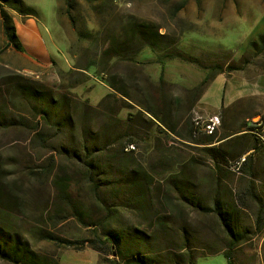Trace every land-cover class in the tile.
<instances>
[{"label":"rangeland","instance_id":"obj_1","mask_svg":"<svg viewBox=\"0 0 264 264\" xmlns=\"http://www.w3.org/2000/svg\"><path fill=\"white\" fill-rule=\"evenodd\" d=\"M115 1L119 8L109 17L108 10L96 15L78 0L73 12L75 21L65 14V0L16 1L22 12L15 13L22 22L27 9L35 11L30 21L43 39L40 58L50 57L53 62L25 73L15 67L20 65L7 60V50L1 48L0 92L5 90L7 78L19 73L66 95L72 103L89 102L91 130L100 129L105 116H109L116 133L122 136L117 142L113 140L104 155L100 154L99 160L113 161V168L106 175L108 181L100 179L99 185L121 181L135 167H142L152 179L147 180L146 188L96 193L81 167L62 156V149L70 147L71 139L73 143L80 141L79 132L73 133L75 137L52 132L50 143L39 146L34 143V133L0 129V190L5 195L0 225L27 240L37 258L54 259L60 264H109L108 259H114L107 255L111 249L101 254L86 241L113 230L127 236L121 247L125 255L136 250L146 252L133 244L128 234L153 233L160 216L174 222L168 239L185 227L196 248L225 250L228 240L213 216L202 214L188 198L183 201L164 192L163 180L183 165L193 179L187 196H195L206 205L216 198L223 207L230 205L239 211L241 229L247 234L233 252L235 264H264V212L259 213L254 197L246 194L248 189L252 191L264 209V154L247 166L248 174H241L236 162L216 169L202 152V145L197 144L230 132L249 116L253 123L260 122L259 132L264 137V49L261 44L250 46L264 34V0ZM6 10L15 17L14 10ZM127 14L158 25L166 36L162 42L179 49L168 63L163 81L154 55L144 65L136 61H102L110 34L118 27L117 17ZM85 28L97 32V41L81 40L79 33ZM39 55L30 60L39 65ZM183 57L196 59L205 67L221 63L226 72L204 86L205 72L198 64L183 61ZM92 64H96L100 76L85 70ZM230 65L232 70H227ZM105 79H114L119 90L110 88ZM18 109V114H27L26 107ZM119 117L133 128L125 130ZM130 141L135 144L128 145ZM61 176L70 185L72 209L59 198L55 181ZM95 224L101 227L90 226ZM45 232L77 244L58 245L45 240ZM0 264L10 263L0 259ZM196 264H228V260L222 253L199 254Z\"/></svg>","mask_w":264,"mask_h":264},{"label":"trees","instance_id":"obj_2","mask_svg":"<svg viewBox=\"0 0 264 264\" xmlns=\"http://www.w3.org/2000/svg\"><path fill=\"white\" fill-rule=\"evenodd\" d=\"M16 1L20 4V0H0V12L7 39L5 49L11 48L23 53L24 49L17 35L14 18L5 9L20 11ZM82 1L96 15H102L103 10H108L110 17L119 8L115 0ZM65 4V14L71 21H75L73 12L77 10L78 0H65ZM25 12L27 16H36L33 9H27ZM116 20H118V27L110 34L111 41L104 51L102 61L109 64H117L121 61H136V64L144 65L154 59V55L156 59L155 63L161 69L160 80L163 81L162 75L166 72L168 63L174 60V56L177 54L176 50L179 49L162 42L166 36L161 34V28L154 23L140 21L136 16L129 14L119 15ZM79 36L82 41L94 38L97 41V32L94 34L90 29L85 28L80 31ZM258 44H261L264 49V34H261L257 41L251 42L250 46L256 47ZM0 50L2 49L0 48ZM177 56L180 57V54ZM183 61L198 64L200 69L205 72L204 86L208 85L218 75L226 72L225 67L221 63L205 67L202 63L199 64L196 59L183 57ZM232 68L233 65H230L227 67V70H232ZM85 70L92 73L95 77L100 76L96 64L90 65ZM101 79L104 80L102 77ZM105 81L108 82L110 88L119 90L117 85H115L114 79H105ZM4 86L5 90H3V93L0 92V129H18L34 133V143L39 146L50 143L52 132H59L60 135H65L67 132L72 137L74 136L73 133L79 132L80 141L76 142L78 144L73 143L74 141L71 139L69 141L70 147L62 149V156L74 161L81 167L85 178L88 182H91L96 193L102 192L101 190L113 193L115 190L124 187H133L135 189L146 188L147 180H151L152 177L142 167L140 169L135 167V169L130 170L129 175L121 181L99 185L100 179L108 181L106 175L111 173L113 168V161L99 160L102 159L100 158V154L104 155L109 145L113 144V140L117 142L122 137L120 133H116L115 123L111 122L109 116H105L107 119L100 129L92 131L88 126L89 114L87 107L90 105L89 102L80 103L73 101L72 103L66 95L58 94L40 82L29 79L19 73H14L11 77L7 78ZM20 106L28 109L27 114H18L16 112ZM149 113L158 119L154 113ZM119 122L122 125L125 123V130L133 128L124 118L119 117ZM160 123L164 124L163 126H167L164 121H160ZM258 124L260 122H252V117H244L230 132L220 137L210 136L209 139L200 141L197 144L202 145V152L207 159L213 162L216 169L221 170V166L236 162V168H238L239 172L241 174H248L247 166L255 161L257 155L264 154L263 133L259 132L260 126ZM170 130H172L171 127ZM134 144V141L128 143V145ZM244 156L245 160L242 161ZM121 167L126 168L127 165L121 164ZM178 167L180 169L176 173L170 174L163 180L162 186L164 192L166 194L177 195L183 201H186L185 198H188L187 200L190 199L189 204L197 207L202 214L213 216L223 229L228 240L225 250L219 251L213 247L210 250L207 248H196L192 245L191 240L193 238L191 233L185 227H181L174 233L171 239H168L174 230V222L161 216L155 220V231L153 233L135 231L134 234H128L131 236L130 240L133 239L132 243L137 244L138 247L141 246L143 250L147 249L148 251L146 252L136 250L125 255L121 247L123 243H126L125 237L127 236L114 230L112 232L108 231L102 236L96 235L86 241L89 243L90 248L101 254H106V250L111 249V253L107 255L114 257V259H108L109 264H196L199 254L218 253H222L227 258L228 264H235L233 252L245 239L247 234L241 229L239 211L230 207V205L223 207L219 199L216 198L212 204L206 205L195 196H187L190 193L193 179L187 173L186 166L179 165ZM55 184L59 190L60 200L64 201L72 209L73 207L70 203V185L66 177H59L55 181ZM242 194L244 195V193ZM246 194L254 197L259 207V213H263V203L260 198L254 196L249 189L246 191ZM243 195L240 196L241 205L244 204ZM4 196V193L0 190V207ZM76 215L85 217L83 213H76ZM90 226L101 227L98 224ZM180 232L181 235L179 236ZM43 236L45 240L66 247L77 244L50 232H45ZM159 237H162L161 243H158ZM132 243H128L129 247H131L130 244ZM83 244L86 243L84 242ZM161 246L164 248L153 250ZM0 259L10 264H60L54 259L37 258L36 252L32 250L27 240L22 239L18 233L9 231L1 225Z\"/></svg>","mask_w":264,"mask_h":264},{"label":"crops","instance_id":"obj_3","mask_svg":"<svg viewBox=\"0 0 264 264\" xmlns=\"http://www.w3.org/2000/svg\"><path fill=\"white\" fill-rule=\"evenodd\" d=\"M12 12L16 14L15 11ZM11 15L13 16V14ZM21 17H24L25 19L24 22L19 20L17 14L13 18L17 30V35L19 36V40L23 46L24 52L23 53L18 52L9 48L6 49L7 52L5 56H7L8 61L10 62L12 61L11 63L20 65V66H15L16 68L22 69L19 71H23L25 73H31L32 67H36V66L39 67L41 65H47V64L50 65L53 62V60L50 57H46L45 60L44 58H40L39 53L43 52L44 43L42 37L40 36L39 29L35 24H33L30 21V19L32 18L31 16L26 15ZM6 43H7V39L5 36L2 16L0 12V48L5 49ZM23 43L26 46H24ZM28 53H30L32 57H34L36 54L39 55L38 59H36L39 62V65L30 60L31 56H29ZM6 63L7 65L11 64L9 62Z\"/></svg>","mask_w":264,"mask_h":264},{"label":"built area","instance_id":"obj_4","mask_svg":"<svg viewBox=\"0 0 264 264\" xmlns=\"http://www.w3.org/2000/svg\"><path fill=\"white\" fill-rule=\"evenodd\" d=\"M263 140H264V137H263Z\"/></svg>","mask_w":264,"mask_h":264}]
</instances>
